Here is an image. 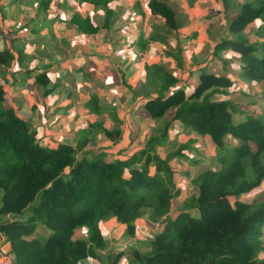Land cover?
Instances as JSON below:
<instances>
[{
	"label": "trees",
	"instance_id": "obj_1",
	"mask_svg": "<svg viewBox=\"0 0 264 264\" xmlns=\"http://www.w3.org/2000/svg\"><path fill=\"white\" fill-rule=\"evenodd\" d=\"M49 1L41 0L39 10L46 12ZM79 1L104 5L105 21H113L110 4L116 0ZM222 1L228 10L233 0ZM148 7L152 15L163 19L165 34H175L188 21L175 0H149ZM262 14L264 0L258 5L239 3L236 15L227 22L229 34H240ZM53 20L44 18V26ZM71 22L83 33H97L89 17L75 13ZM40 29L38 34L44 35ZM149 39L164 42L166 37L157 33ZM225 49L238 56L242 78L264 84V50L257 51L244 37H224L213 54ZM26 58L24 48L0 50V64L6 68L23 65ZM49 66L43 65L32 77L44 94L56 88L55 83L49 87ZM202 69L189 92L175 87L178 78L163 63L145 65V81L139 86L145 97L139 109L156 121L169 113L170 117L162 123L161 133L149 135L143 146H134L123 156L126 145L108 151L123 139L120 130L107 129L101 120L79 129L74 142L41 143L11 103L6 87L0 85V251L13 252L14 264H85L86 260L98 264H264V258H259L264 251V198L238 199L264 180V122L253 115L236 120L230 101H211L232 81L225 74ZM87 107L93 113L102 111L96 95ZM173 122L208 137L219 154L216 167L206 166L189 178L194 189L168 216L174 199L184 197L170 162L185 157L189 148L182 144L165 157L159 155L158 148L172 143H168V133ZM100 133L112 144L95 151L90 144L102 140ZM226 135L236 143H226ZM8 215L11 219L3 220ZM144 215L151 224H160L146 250L107 249L102 228L106 220L113 217L133 237L136 222Z\"/></svg>",
	"mask_w": 264,
	"mask_h": 264
},
{
	"label": "crops",
	"instance_id": "obj_2",
	"mask_svg": "<svg viewBox=\"0 0 264 264\" xmlns=\"http://www.w3.org/2000/svg\"><path fill=\"white\" fill-rule=\"evenodd\" d=\"M148 1L149 0H116L111 2L110 7L114 13L113 21L115 22L113 23V21H111L107 23L105 21L106 9L104 5L95 6L88 2L81 3L79 0H50L48 3L47 11L45 12L39 10L40 7L39 5L41 2V0H39L36 4H34V15L37 16V18L35 19L38 22L37 27L38 28L39 26L44 27L43 30L40 29V31H43L44 35H39L38 34L39 29H38L36 34L37 36H39V39H33L31 42L25 41L24 47L22 46V48H24V52L26 53L27 57H32L33 59L29 62L27 68H23V65H19L17 63H14L11 67L8 68L0 64V85H4L6 87L8 95L12 100L11 103L13 104V106L18 110V112L20 109H22V111H25L26 115H28L31 114L32 111H39V110H47L46 111L47 113L52 112L58 109L60 106L61 108H63L64 107L63 104H64L66 109L68 108L67 110L69 112V116L67 117L66 122H63V125L66 124L67 129L63 128V125L60 123L59 127L63 128L61 132H65V133L72 132L73 134H76L79 129L85 127V126L77 127L75 125V118L77 112L73 108H72L73 110H69L70 109L69 106H71L70 104L74 103V99L72 97L68 101V103L67 102L61 103L60 99L56 100L53 97H49L48 94L45 95L44 88L41 87L39 83H37L32 77L39 72V68H41L43 65L50 64L48 74L51 80V84L49 85V87H51L53 83H55L53 87H56L53 90V92L60 93V88L62 86L63 87L66 86L67 89L66 92H69L71 90L72 84L70 83V85H68L67 82L70 79H72L74 85L84 84L86 87H89L90 81L92 80L91 77L88 76L87 74L88 73L90 74L91 72L90 71H88L87 73L84 72V67L87 68V70L89 69L94 72H100L103 70L99 68L101 65H99L97 59L95 58V55H92L89 51L86 50L87 49L86 45H88L87 37H91L93 38L92 39L93 41H96L97 46L100 48L98 49V53L102 55L100 58L99 57L98 58L102 59L99 61L102 62L103 65H107L106 61L104 60H110L109 58L112 57L111 51L115 50L125 53V51L127 52L129 51V49H132L138 52L136 48L141 47L142 54L140 56H135L133 58L132 57L133 54H132L131 56L128 55L131 59H129V57L126 56L125 57L119 56L116 58L112 57L111 60V61H116V59L118 60L120 57H122L123 58L122 63H125L123 65L124 69L130 68L133 69L135 72H137L134 80L135 81L134 83L137 84L145 81V65L151 63H159V62L163 63L164 66L178 78V82L181 83L180 87L182 86L185 87V89L189 92L193 89L195 83L197 82L198 76L200 72L203 70L202 69L203 66L205 67L207 72L208 71L215 72L216 70L214 69L218 67L217 63L215 65L212 64L214 63L215 59H217L216 56L218 57V54L214 55L213 50L215 48V45L222 38L219 37V35L215 34V32L216 31L220 32V30L223 29L225 30L227 27L226 12L228 10L225 9L223 1L222 0H175L184 9L185 13L188 16V21L183 27L177 30L175 34H170V35L165 34L163 31V19L158 16L152 15L150 13L148 7ZM1 7L2 5L0 4V14H1L0 17L3 24L4 16ZM60 9L64 10L67 13L70 12L72 14L71 17L66 19L58 16ZM214 10H216L217 12ZM75 13H78L83 18L89 17L92 25L97 27V33L86 34L79 31L76 25L71 22V18ZM10 14L11 11L8 12V15ZM11 18L12 17L9 16V20ZM44 18L54 19L52 23H48V25L50 24L51 30L48 28V26L46 27L44 26V22H43ZM201 19H211V20L213 19V22L205 23V21H200ZM9 20H7L8 26L12 24V22L10 23ZM26 25L27 24L25 22L24 24L22 23L20 25H17L16 27L17 29L25 30L27 29ZM57 27L62 31L64 29L69 31L70 32L68 33L69 36H74V37L77 36L78 38H74L76 39V41H73L62 37V41H61L62 44L49 43V41L56 40L54 32L56 31V29H58ZM35 30L36 29H34V31ZM49 30L51 31L50 33ZM139 31H143L141 32L143 33V37L137 39V37L140 35ZM26 32L28 31L26 30ZM149 33L151 35L161 33L166 37V39L164 42L159 40L156 41L150 40ZM82 34H84V36H81ZM49 35H53L54 38H50ZM79 35L82 38L79 39ZM16 38L18 37L16 36ZM187 38H188V42L182 45L180 41L187 40ZM142 39L143 41L146 42L145 44H140L138 42L139 40ZM156 42L159 44H156ZM77 43L79 44V47H77L78 45ZM35 44L36 46H34ZM49 46H51L50 49ZM66 46H69L70 50H68ZM5 48L14 51L16 49H19L13 46V41L9 40L8 38H5V36L0 35V50ZM54 48H56L57 53L53 52L52 53L53 56L49 55L47 56V60H45L44 59L45 56L48 53L51 54L50 52L54 51ZM206 51L209 52V55H206L204 60L200 59V56L203 55ZM171 58L175 59V64H172ZM229 60L227 59V61ZM221 61L222 59L218 57V62L221 63ZM72 62L77 64L78 67L75 66L74 68H72L71 66ZM65 65H69V66L67 67ZM220 66H223V63L220 64ZM25 69L29 71H25ZM77 69L86 76L84 77L83 75V83L82 81L77 82V79L75 78V73ZM56 70H58V75L56 74ZM119 71L117 70L116 67L115 71H113L114 74L112 77H109L106 73L102 72L101 75L102 74L103 75L101 76V78L104 81H106V78L111 79V81L121 80L123 72H121L120 69ZM195 73H197L196 75L197 80H195L192 84V87L188 89L184 84V80L186 78L188 79L189 76ZM20 74H25L28 78L25 85L19 84L18 81L13 77V75H20ZM72 75H74V77ZM232 75L233 76H230V79L233 85L234 76L236 75H234V73ZM236 77H241L239 75V71ZM56 78H58L59 81H57ZM60 78L63 79L66 78L65 83L64 80L60 81ZM99 78L100 77L95 78V81L96 79ZM231 86H229L228 88H230ZM101 87L103 88V86ZM32 88L36 89V93L35 91H32L34 95L26 97L25 93L30 92ZM228 88H225L224 92L222 93H215V94L226 95L228 93L227 91ZM74 92L76 91L74 90ZM92 92H93L91 93L92 95H96L95 93H98L97 91H93V90ZM85 94L90 95V87L88 88V90H86ZM17 101L18 103L21 104V107L16 106L15 103H17ZM215 101H220V100H215ZM241 112H244V110H241ZM73 113H75V115L74 118L71 119ZM19 114L23 118H25L20 112ZM142 117H147V116L142 112L141 118ZM38 119L39 116L36 117L34 127L39 125ZM95 120H100V119L93 118V120L89 122ZM172 125L181 127V125H178V122H173ZM118 126L120 127V125ZM38 128H39L40 140L42 139L43 141H47L49 138L56 137L57 135V134L56 135L49 134L48 130L46 129V124L45 126H42V128L40 126H38ZM181 128L183 129V127ZM119 130L121 132V136L123 137V139L120 141L122 144V142H125L123 130L122 128H119ZM182 132H184V134H178L175 132L174 134L175 138L171 141L172 147L176 146L177 139L183 136V138L181 139L182 142L181 144H188L189 145L188 149H190V146L191 148L193 146L195 147L197 141H202V145H200V147L203 148L204 137L197 135L195 132H185L184 130ZM226 136L225 137L227 139L230 138L228 137L229 135ZM104 141L105 139L103 140V142ZM119 143L115 145L112 151L116 152L117 150H119L118 148H122V146H120ZM111 144H112L111 140H106V143H104L103 146H111ZM100 145L102 146V144ZM122 145L124 146L125 144ZM176 148L177 147H175V149ZM168 151L169 150H167V152ZM165 155L166 154L164 153L163 155L160 156L165 157ZM185 157H181V158L179 157L175 159L179 161V160H183ZM173 170H174V175H173L174 181L177 182L175 176L176 170L174 168ZM187 171L190 172L191 177L194 176V173H192V168H190L189 165H187V167L185 168H182L181 174L180 171H178V173L180 175H184V177L187 180H189V178L191 177L185 175V172ZM177 185L178 184H176V186ZM177 187L181 188L182 190V187L180 185H178ZM192 189H194L193 186ZM109 220H113L114 222H116L113 217L106 220L105 222ZM104 223L102 224V228Z\"/></svg>",
	"mask_w": 264,
	"mask_h": 264
},
{
	"label": "rangeland",
	"instance_id": "obj_3",
	"mask_svg": "<svg viewBox=\"0 0 264 264\" xmlns=\"http://www.w3.org/2000/svg\"><path fill=\"white\" fill-rule=\"evenodd\" d=\"M39 0H0V4L2 5L1 9L4 16V21L2 24V20L0 17V35L5 36V38H8L9 40L13 41V46L15 48H22L24 47V43L31 42L33 39H39V36L36 34V30L39 28L37 27L38 22L35 20L37 18L36 15H34V4H36ZM263 0H233L230 3V7L228 11L226 12V18L227 22L230 21L237 12V6L239 3L243 2H252L255 5H258ZM178 3V2H177ZM11 7V8H10ZM70 10V9H69ZM11 11V14L8 15V12ZM216 11V10H214ZM217 12V11H216ZM70 12H65L64 10L59 11L58 16L63 18H70L71 17ZM1 16V14H0ZM9 16L12 17L9 20ZM7 20L12 24L10 26L7 25ZM200 21H205V23H211L213 22V19H201ZM26 22L27 29L20 30L17 29V25L24 24ZM9 23V24H10ZM49 29L51 30L50 24L48 25ZM44 28V27H42ZM58 28V27H57ZM29 29V30H28ZM34 29H36L34 31ZM26 30L28 32H26ZM140 35L137 37V39H140L143 37V31H139ZM157 32V31H156ZM70 33L67 30H60L59 28L56 29L54 32L56 40L49 41V43H58L62 44V37L66 39H70L73 41H76L74 38H78L74 36H69ZM88 34V33H86ZM150 34V33H149ZM215 34L219 35V37H227V38H236V37H244L246 38L251 45L256 47L257 51H263L264 50V14H262L259 18L254 20L252 23H250L240 34H229L227 27L224 30L216 31ZM16 36L18 38H16ZM50 38H54L53 35H49ZM81 36H84L82 34ZM79 35V39L82 38ZM151 36V34H150ZM87 43L86 50L89 51L92 55H95V58L97 59L99 65H101L99 68L103 71L100 72H94L91 70H87V68L84 67V72L90 71L91 73L87 74L91 77L90 84V95L85 94L86 90H88L89 87H86L83 85H74L72 79H70L67 84H72L71 90L69 92H66V86L60 88V93L50 91L48 93L49 97H53L56 100L60 99L61 103H68V101L71 99V97L74 99V103H71L69 106V110H75L76 118H75V125L77 127L86 126L89 121L94 119H100L103 122V125L107 127V129H115L116 127L122 128L124 140L125 142H122V144H125L128 148L124 150L120 155H126L131 151V149L135 147L143 146L147 137L153 133H161L162 131V123L164 120L168 119L170 116L169 114L165 116L164 118H161L159 121H156L154 119H150L148 117H142V112L139 109V101L143 99L142 93L140 91L141 83H134L136 73L133 69H124V64L122 63V57H129L132 54V57L140 56L142 54L141 47L136 48L138 52L135 50L129 49V51H125V53L120 51H111V55L113 58L120 57L116 61H111L112 57L109 58L110 60H104L106 61L107 65H103L102 62H100L99 59L102 55L98 53V49H100L97 46L96 41H93L91 37H87ZM18 42V43H17ZM188 42L187 40H181L180 43L183 45ZM31 44V43H29ZM33 44V43H32ZM78 44V43H77ZM156 44H159L156 42ZM38 45V44H37ZM36 46V44L34 45ZM51 46H49L50 49ZM79 47V44L77 45ZM68 50H70L69 46H66ZM57 53L56 48H54V51L50 52L51 54H47L45 56V60H47V56H53L52 53ZM43 55V54H41ZM129 55V56H128ZM201 55V54H199ZM206 55H209V52H205L203 55L200 56V59L204 60ZM99 57V58H98ZM199 57V56H198ZM218 57L222 59L221 63L218 62ZM217 59H215L214 63L212 65H215L217 63V68L215 72L219 74H225L228 77L233 76L232 74L237 76L238 71H240V60L238 56L231 51L230 49L221 50L218 53ZM32 57H27L26 60L22 63L23 68H27L29 65V62L32 60ZM129 59H131L129 57ZM229 60L227 62H223V60ZM172 64H175V59L171 58ZM223 63V66H220V64ZM135 65V64H134ZM69 66V65H65ZM72 68L75 66L78 67L77 64L71 63ZM117 67V70H121L122 73V79L118 81H111V79L106 78V81H104L101 76V73H106L109 77H112L115 69ZM213 68V67H212ZM25 71H29L25 69ZM120 72V71H119ZM56 74L58 75V70H56ZM73 74V73H72ZM117 74V73H116ZM83 73L76 70L75 78L77 79V82L82 81L83 83ZM197 73L191 75L184 80L185 86L190 89L192 87V84L195 80H197L196 77ZM74 77V75H72ZM234 76L233 85L227 89L228 93L226 95L222 94H215L211 97V101L215 100H228L233 103L235 114L234 118L236 120L238 119H244L247 115H253L257 118H259L262 122H264V84L262 82L257 81H250L242 77H236ZM13 77L18 81L19 84L25 85L28 78L25 74L20 75H13ZM84 77H86L84 75ZM100 77L99 79L95 78ZM66 79V78H65ZM65 79L60 78V81ZM57 81H59L58 78H56ZM115 82V83H113ZM61 83V82H60ZM111 83V84H110ZM179 82L176 83L175 87H180ZM103 86V88L101 86ZM105 87V88H104ZM139 90L137 91V89ZM74 90L77 92H74ZM93 91H97L98 93H95L98 97V104L100 107L104 110L100 111V114L93 113L89 110L87 107L90 97L92 96L91 93ZM32 91H35L36 89L32 88L30 92L25 93L26 97L34 95ZM47 95V94H45ZM25 97V96H24ZM23 98V97H22ZM16 106L21 107V104L15 103ZM63 108L61 106L52 111V112H46L47 110H39V111H32L31 114L26 115L25 111H22V109L19 110V112L25 117V121L27 124H29L30 129L36 131L37 140L39 141V128L40 126H45L48 130L49 134L56 135V137H51L47 141L40 140L41 143L47 144L49 146H54L58 142H64V143H71L75 141V137L77 135L73 134L72 132H61L63 128H66V124L63 125V122H66L67 117L69 116L68 108L66 109L65 105L63 104ZM73 108V109H72ZM250 108V109H249ZM241 110H244V112H241ZM241 112V113H240ZM75 113L72 114L71 119L74 118ZM91 118H90V116ZM39 116L38 119V126L34 127L36 117ZM56 117L57 121H56ZM53 123V124H52ZM60 123L63 125V128H60ZM120 125V127L118 126ZM181 127H183L182 124ZM181 127L172 125L169 128L168 133V143H171V141L175 138V132L178 134H184L182 132L184 129ZM185 132H189L188 130H184ZM76 132V131H74ZM196 133V132H195ZM197 135L201 136L200 134L196 133ZM101 137V141L94 142L90 144V148L97 151V147L101 146L100 144L104 145L106 143V140L103 137V135L99 134ZM129 136V138H128ZM227 137V136H226ZM224 138V141L228 144H235L236 140L232 136H228L230 138ZM42 138V137H41ZM183 136L179 137L177 139L176 146L172 147L171 145L166 147L167 150H173L175 147H178L182 145L181 139ZM105 141L103 142V140ZM132 139V140H131ZM73 140V141H72ZM131 140V143L129 145V141ZM204 145L203 148L200 147L202 145V141H197L196 146L192 147L190 146V149L185 151L186 157L183 160H177L174 158V160L171 161L172 167L176 170V184L180 185L182 187V193L184 197H178L175 198L173 201V206L171 207V210L169 212L168 216H171L174 211L175 207H179L181 203L182 198L188 197L190 192L192 191V184L187 180L184 175L181 174L182 168L187 167L189 165L190 168H192V173H194V176L197 172H199L201 169L205 168L206 166H213L216 167L217 163L215 162V159L217 158L219 154V150L216 148V146L212 143H210V139L208 137H204ZM210 140V141H209ZM235 141V143H234ZM102 142V143H101ZM108 142V141H107ZM120 146H123L121 142L119 143ZM120 149V148H118ZM165 148H158V151L160 155H163L164 153H167V150ZM110 152H114L112 150H108ZM193 164V165H190ZM192 166V167H191ZM180 171V174L178 173ZM185 175L188 177L190 176V172H185ZM192 176V177H194ZM177 185V186H178ZM264 198V180L261 182V184L251 190L249 193L242 194L239 196V200L250 202L253 199H262ZM230 201L234 202V198H231ZM232 202V203H233ZM193 211V210H192ZM24 215H21V217H24ZM3 220L11 219L10 215L2 217ZM137 225V233L135 236H129L126 235L123 231V228L120 227L116 222L113 220H109L104 223L103 230H104V236L107 238L108 241V248H114L116 250H126L128 247H136L140 250H146L147 244L149 243L150 239H152L156 233L160 229V224H151L148 220L147 215H144L136 222ZM44 231V230H43ZM49 233L48 230H45V234ZM79 231H76V234H78ZM264 239V236H263ZM104 252V251H103ZM259 258H264V251L259 253ZM85 264H98L95 260H86L84 261Z\"/></svg>",
	"mask_w": 264,
	"mask_h": 264
},
{
	"label": "built area",
	"instance_id": "obj_4",
	"mask_svg": "<svg viewBox=\"0 0 264 264\" xmlns=\"http://www.w3.org/2000/svg\"><path fill=\"white\" fill-rule=\"evenodd\" d=\"M14 253L11 251H0V264H14Z\"/></svg>",
	"mask_w": 264,
	"mask_h": 264
}]
</instances>
